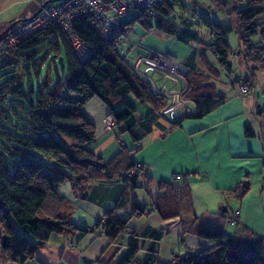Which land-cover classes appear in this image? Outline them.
<instances>
[{
    "label": "trees",
    "instance_id": "obj_1",
    "mask_svg": "<svg viewBox=\"0 0 264 264\" xmlns=\"http://www.w3.org/2000/svg\"><path fill=\"white\" fill-rule=\"evenodd\" d=\"M212 1L226 14L235 17L237 53L243 60L253 54L259 67L264 66V46L261 45L264 0ZM173 3V0H165L153 17L145 16L139 10L136 19L145 28L155 27L174 34L179 41L198 40L190 21L175 25L168 19ZM151 18L156 20L154 25L150 23ZM201 19L209 29L207 47L217 57L225 74L232 73V50L226 34L233 27L225 22ZM131 22L132 19L117 22L118 29L110 37L103 38L86 19H74L72 27L89 49L83 59L76 55L60 25L53 22L14 43H6V60L0 65V68L8 67L0 82V247L7 259L22 263L44 246L51 232L82 235L92 228H100L112 240L127 235L123 243L127 249L117 264H264L261 237L241 238L206 224L192 228L197 236L207 241L206 244L173 253L168 262L161 261L157 242L165 230L146 227L137 232L129 225V220L151 210L162 217L180 214V201L170 182H159L165 194L150 207L140 204L132 195L127 215L117 214L119 204L116 203L105 208L90 227H79L71 220V214L64 206L65 197L59 191L62 183L69 181L72 188L85 197V188L90 181L121 175L126 187L133 190L135 177L143 169L142 166L139 172L129 176V170L138 162L130 155L139 148L138 145L128 147L122 140L119 149L108 159L89 147L96 137V130L83 110L84 103L92 96H98L107 106L108 116L113 118V127L121 124L119 132L128 133L136 143L149 126L144 118L135 119L134 101L146 103L156 113L165 102L164 96L148 86L117 48L120 35ZM257 33H260L261 41H252L251 36ZM3 37L1 34L0 39ZM50 52H54L55 57L63 52L58 59H64L66 64L64 75L57 73L53 83L48 75L40 76ZM187 69L184 95L196 104V111L187 116L199 117L221 103L224 96L214 92V83L208 74L209 70L212 76L217 75L216 71L208 68L206 72L193 66H187ZM254 73L252 67H246L243 73L232 74L243 76L250 92L254 87ZM180 120L172 124L179 125ZM136 126L140 129L136 130ZM245 133H251L247 125ZM248 188V182L243 181L235 190L242 196ZM227 215H224L225 223H238V218L235 224L228 223ZM146 239L150 241L147 247L143 243ZM142 247L147 254L139 259L136 254Z\"/></svg>",
    "mask_w": 264,
    "mask_h": 264
},
{
    "label": "crops",
    "instance_id": "obj_2",
    "mask_svg": "<svg viewBox=\"0 0 264 264\" xmlns=\"http://www.w3.org/2000/svg\"><path fill=\"white\" fill-rule=\"evenodd\" d=\"M209 41L210 36L204 44L213 53L207 47ZM195 60L188 57L181 62L206 71L202 60L201 63ZM203 60H206L204 55ZM239 64L244 72L246 67ZM261 69L264 70V66ZM209 76L213 80L212 74L209 73ZM224 80L219 83L212 81L214 92L223 95V101L202 116H185L179 125H173L152 112L146 103L147 108H142L139 113L135 104V119L144 118L149 129L138 142L128 146H139L130 157L143 164V169L135 177L133 190L126 187L121 175H115L109 179L90 181L85 188V197H81L71 183L65 181L59 191L65 197L64 206L70 212L71 220L79 227H90L85 217L95 223L105 208L116 203L119 204L117 214L127 215L132 195L140 204L150 207L155 201L162 200L165 194L159 182H170L180 201V214L162 217L151 210L136 216L145 219L138 227L129 220V225L137 232L146 227L165 230L157 242L161 261L168 262L173 253H183L206 244L205 239L192 231L200 224L220 227L241 238L261 237V251L264 253V97L258 93L264 82L258 83L255 71L252 78L254 87L247 94H240L226 77ZM83 110L96 130V137L89 147L104 159L110 158L119 149L117 136L120 135L122 140L124 138L119 132L122 125L118 124L111 130L104 129L103 119L108 116V108L98 96L89 98ZM246 125L251 131L249 134L245 133ZM139 129L136 126V130ZM243 181L248 182L249 188L239 196L235 188ZM141 187L145 188L148 198L140 197ZM234 209L239 211L238 223L229 225L224 222V215ZM70 239L74 242L73 246L69 245ZM113 241L100 228H92L82 235L78 232H51L44 246L22 263L7 259L0 247V264H79L82 261L117 264L127 247L114 259L113 251L108 249ZM145 241L150 243L149 239Z\"/></svg>",
    "mask_w": 264,
    "mask_h": 264
},
{
    "label": "built area",
    "instance_id": "obj_3",
    "mask_svg": "<svg viewBox=\"0 0 264 264\" xmlns=\"http://www.w3.org/2000/svg\"><path fill=\"white\" fill-rule=\"evenodd\" d=\"M165 0H58L55 3L44 1L35 2V10L28 17L21 19L19 23L6 32L0 39V65L6 60V43H14L18 38H23L50 23H57L64 30L76 55L83 59L89 53V49L79 39L71 22L76 18H84L90 27L101 37H110L118 29V23L113 16L123 14L131 10H141L145 16L153 17L158 13V7ZM133 70L142 76L148 86L156 93L164 96V104L157 110V114L169 122H175L196 111V104L186 97L187 66L180 62L168 51L150 50L146 56L138 55L133 64ZM154 74L156 77H154ZM230 83H235L240 94L249 92L246 79L238 74H225ZM159 81V82H158ZM259 94L264 97V87L259 89ZM264 103V102H263ZM105 130L113 127V118L106 116L103 119ZM118 142L122 138L118 137ZM142 163L136 162L129 170V176L139 172ZM200 176L199 174H194ZM238 209L232 210L226 217L230 224L237 222ZM103 220V218H102ZM102 232V231H101ZM73 246V240H69ZM79 264H92L82 261Z\"/></svg>",
    "mask_w": 264,
    "mask_h": 264
},
{
    "label": "rangeland",
    "instance_id": "obj_4",
    "mask_svg": "<svg viewBox=\"0 0 264 264\" xmlns=\"http://www.w3.org/2000/svg\"><path fill=\"white\" fill-rule=\"evenodd\" d=\"M57 1L58 0L49 2L55 3ZM173 2V10L168 19L175 25H178L184 20L190 21L192 23L191 29L198 34V40L182 42L176 39L175 35L170 32L155 27L145 28L140 21L136 19V17L140 15L139 10H131L123 14L114 15L113 19L116 22L132 19V22L124 29V32L120 35L119 41L117 42V48L120 55L125 57L129 64L132 65L138 55L146 56L150 50L168 51L180 62L186 60L188 57L196 59L195 61L197 63H201L200 60H202V64L204 68L206 67V70L210 68L217 72V75L212 76V81L218 83L225 82V70L221 67L217 57L213 53H210L204 44L206 43L205 40L210 36L208 27L201 19V17H204L212 22H225L228 26L233 27L232 30L226 34V39L232 50L230 54L232 73H243L242 70H240L239 63H241L243 66L248 68L252 67L254 71H256L258 83L264 82V70L259 67L257 64L258 60L254 58L253 54H250L246 57V60H243L241 57L242 55L237 53L239 43L238 33L235 30L236 20L234 15L226 14V12L222 8L217 7L212 0H173ZM34 10V0H0V30L12 21H15L13 27L16 26L21 19L31 15ZM150 23L154 25L156 20L151 18ZM251 40L261 41L260 33L251 36ZM261 45L264 46V38L261 41ZM62 54L63 52L55 57L53 56L54 52H50L46 61L42 65L40 76L44 77L45 75H48L50 83L55 81L57 73L59 76H63L66 72L65 60L58 59ZM237 54L239 55L240 60L239 57H237ZM203 55L206 60H203ZM7 69V66L0 68V82L4 80L5 71ZM209 73L212 74V72L208 70V74ZM154 77H156L155 74ZM134 103L136 104L139 113L142 108H147L145 103L138 101H134ZM122 135L124 137V144L126 146H131L132 141L128 133L124 132ZM139 194L142 199L148 198L144 187L139 190ZM85 220L88 225H93L94 223V221L90 220L88 217H85ZM143 220L145 221L144 217L138 218L133 216L130 219V223L135 227H138ZM150 225L153 227L155 226L153 223ZM126 239L127 235L122 234L113 242H110L108 249L113 251L115 255L114 259L125 250L126 246L123 243ZM147 245L148 241H145L144 246L147 247ZM117 246H119V248H117ZM146 254L147 250L142 247L138 250L136 256L141 259L144 258ZM161 255L164 257L163 252Z\"/></svg>",
    "mask_w": 264,
    "mask_h": 264
},
{
    "label": "water",
    "instance_id": "obj_5",
    "mask_svg": "<svg viewBox=\"0 0 264 264\" xmlns=\"http://www.w3.org/2000/svg\"><path fill=\"white\" fill-rule=\"evenodd\" d=\"M47 2H49V0H45L44 2H43V4H46ZM14 22L15 21H12V22H10V23H8L1 31H0V35L2 34V33H4V32H6L9 28H11L12 27V25L14 24ZM59 59H60V57H59Z\"/></svg>",
    "mask_w": 264,
    "mask_h": 264
},
{
    "label": "flooded vegetation",
    "instance_id": "obj_6",
    "mask_svg": "<svg viewBox=\"0 0 264 264\" xmlns=\"http://www.w3.org/2000/svg\"><path fill=\"white\" fill-rule=\"evenodd\" d=\"M24 19V18H23Z\"/></svg>",
    "mask_w": 264,
    "mask_h": 264
}]
</instances>
